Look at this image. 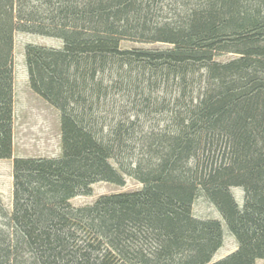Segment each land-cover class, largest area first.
<instances>
[{"label": "trees", "instance_id": "trees-1", "mask_svg": "<svg viewBox=\"0 0 264 264\" xmlns=\"http://www.w3.org/2000/svg\"><path fill=\"white\" fill-rule=\"evenodd\" d=\"M14 31L62 41L24 46L30 89L59 113L58 156L12 154ZM11 158L0 264L264 258V0H0V159ZM125 177L141 186L70 203ZM199 196L236 240L217 260L221 224L193 214Z\"/></svg>", "mask_w": 264, "mask_h": 264}, {"label": "rangeland", "instance_id": "rangeland-1", "mask_svg": "<svg viewBox=\"0 0 264 264\" xmlns=\"http://www.w3.org/2000/svg\"><path fill=\"white\" fill-rule=\"evenodd\" d=\"M27 43L59 48L62 41L57 37L33 34L22 31L13 32L12 73H13V156H47L55 157L60 154L58 111L40 96L34 93L28 85L24 46ZM160 47L159 43L145 44L129 40L120 43L121 48ZM232 57L225 54L218 60ZM11 159H0V197L6 208L11 203ZM141 185L136 180L125 177L123 185H115L105 181L91 185L89 195H77L70 199L74 206L90 204L100 194L130 191ZM239 206L242 205V189H231ZM192 212L196 217L214 218L219 220L222 228V244L213 254L212 260H217L236 248V240L228 231L218 210L202 196L193 203ZM254 264H264V258L255 259Z\"/></svg>", "mask_w": 264, "mask_h": 264}, {"label": "crops", "instance_id": "crops-1", "mask_svg": "<svg viewBox=\"0 0 264 264\" xmlns=\"http://www.w3.org/2000/svg\"><path fill=\"white\" fill-rule=\"evenodd\" d=\"M13 152V151H12Z\"/></svg>", "mask_w": 264, "mask_h": 264}]
</instances>
